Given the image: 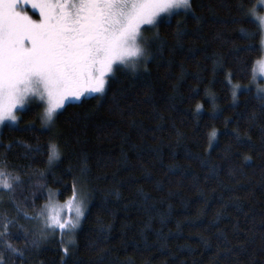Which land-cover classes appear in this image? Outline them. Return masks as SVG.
<instances>
[{"label": "trees", "instance_id": "obj_1", "mask_svg": "<svg viewBox=\"0 0 264 264\" xmlns=\"http://www.w3.org/2000/svg\"><path fill=\"white\" fill-rule=\"evenodd\" d=\"M239 2L189 0L150 28L147 62L68 102L54 129L40 106L1 129L0 171L24 181L19 218L0 187L6 264H264V100L248 87L263 34ZM49 143L61 153L51 165ZM74 178L87 207L72 244L48 230L33 245L42 222L23 213L44 208L48 190L69 199Z\"/></svg>", "mask_w": 264, "mask_h": 264}, {"label": "snow or ice", "instance_id": "obj_2", "mask_svg": "<svg viewBox=\"0 0 264 264\" xmlns=\"http://www.w3.org/2000/svg\"><path fill=\"white\" fill-rule=\"evenodd\" d=\"M257 2L264 6V0ZM28 4L38 10V19L24 9ZM191 7L189 0H0V124L5 120L15 122L14 109L31 97L44 101V120L49 123L67 100H80L91 93L104 94L114 65L131 66L135 71L141 58L147 62L146 47L151 41L142 42L141 26L155 27L162 13L171 15L173 9L190 11ZM237 8L243 16L254 17L259 22L257 30L264 33V15L257 13L255 5L245 10L240 0ZM261 48L264 49V41ZM257 63L259 74L264 76V60ZM256 74L254 67L253 83ZM257 92L258 98L264 100V88L258 87ZM47 148L51 165L60 159L61 153L54 143H49ZM40 150L39 145L33 149ZM23 183L19 175L0 171V187L13 194L9 199L16 207L17 218L21 209L15 202V188ZM44 187L38 186L41 195ZM48 192V203L35 216L23 213L24 219L42 222L39 232L33 233V245L43 239V233L48 230L59 229L63 240L65 231L75 230L85 216L87 193L78 187L75 178L72 195L64 205L55 203L56 193ZM65 208L71 214L68 217L62 215ZM10 223L4 224L0 237L12 235ZM19 227L27 238V230L23 225ZM5 246L12 253L20 251L10 243ZM0 264H6L2 253Z\"/></svg>", "mask_w": 264, "mask_h": 264}, {"label": "rangeland", "instance_id": "obj_3", "mask_svg": "<svg viewBox=\"0 0 264 264\" xmlns=\"http://www.w3.org/2000/svg\"><path fill=\"white\" fill-rule=\"evenodd\" d=\"M24 7V9L29 13V15H32L33 16V18L34 19H38L39 18V12H38V10H36V9H32L31 8V5L30 4H28V5H24L23 6ZM182 10H186V9H183V8H179V9H173L172 10V13H174V12H177V11H182ZM257 13L259 14V15H264V6H262V5H260V4H258V9H257ZM168 16H170L169 14H167V13H162L158 18H157V22L161 19V18H165V17H168ZM255 19V18H254ZM156 22V23H157ZM259 23V22H258ZM142 27V30H143V34H142V42L143 41H145V40H148L149 39V37H150V28H153L152 26H149V25H142L141 26ZM263 35H262V41H264V33H262ZM146 54V53H145ZM262 60H264V49H262V55H261V57L257 60V62L258 61H262ZM144 60L141 58L138 62H137V65L136 66H138V65H140L142 62H143ZM256 62V64H255V68H256V72H257V74H256V81L254 82V83H252V85L251 86H249L248 85V87L250 88V89H252L253 87H255V88H253V90L254 91H256L257 92V88L259 87V88H264V76H261L260 74H259V65H258V63ZM119 68H125V69H132L131 68V66H128V67H124V66H121V65H114V73L119 69ZM133 70V69H132ZM114 73L113 74H111L110 76H112V75H114ZM109 76V77H110ZM108 77V78H109ZM253 86V87H252ZM248 88V89H249ZM258 93V92H257ZM94 94H98V93H91V94H86L85 96H83V97H86V96H90V95H94ZM83 97H81V98H83ZM70 101H72V102H76V101H79V100H76L75 98H71V99H69V100H67L66 102H65V105L68 103V102H70ZM64 105V106H65ZM34 106H40L41 108H42V117H41V121H42V123H43V125L45 126V127H49V128H51V129H54V126H55V117H54V121L53 122H49V123H45V120H44V110H45V108H46V104L44 103V101H41V100H39L38 98H36V97H31L30 99H29V101L27 102V103H25L23 106H17V108L16 109H14V113H15V115L17 116V120L15 121V122H13V121H10V120H5L2 124H0V132H1V129L4 127V126H18L19 124H20V118H21V111H24V110H26V109H28V108H31V107H34ZM64 108V107H63ZM62 108V109H63ZM62 109H59V110H57V113L58 112H60ZM83 192H85L84 191V189H83V187L81 188V187H79ZM52 192H54V193H56L55 191H52ZM70 199V198H69ZM53 200L55 201V203H57V204H59V205H64L65 204V202L68 200H65V201H59L58 199H57V197H56V195L53 197ZM48 201H49V192H48V196H47V200H46V204L48 203ZM45 204V205H46ZM62 215H64L65 217H68L69 215H71V214H69L68 212H67V209L65 208L64 210H63V212H62ZM81 222V221H80ZM77 229V228H76ZM76 229L75 230H67V231H65V233H64V235H63V240L61 239V232H59V229H56L55 230V232L54 233H56L57 234V232H59V234L56 236V235H53V236H51L50 238H58L61 242H62V247H64V248H67V246L68 245H70V244H72V240H74V237H75V231H76ZM49 231H51V230H49ZM53 232V231H52ZM71 238H72V240H71Z\"/></svg>", "mask_w": 264, "mask_h": 264}]
</instances>
